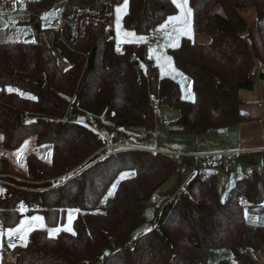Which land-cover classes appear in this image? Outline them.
<instances>
[{
	"label": "trees",
	"instance_id": "16d2710c",
	"mask_svg": "<svg viewBox=\"0 0 264 264\" xmlns=\"http://www.w3.org/2000/svg\"><path fill=\"white\" fill-rule=\"evenodd\" d=\"M121 2H29L33 31L42 32L39 14L46 10L60 12L61 31L50 28L48 43H0L2 148L16 149L31 135L37 146L51 148L49 165L28 155L23 175L0 158V174L20 179L13 181L18 189L6 187L0 197V229L7 232L35 214L45 218L47 228L56 227L68 210H79L72 222L75 234L61 231L49 238L46 229H35L26 246L12 248L15 264H205V250L220 248L232 257L218 264H255L248 253L264 260V225L251 227L243 220V208L264 204V164L238 179L225 201L217 193V176L201 170L178 193L183 179L172 157L145 147L109 154L101 150L100 132L89 127L94 121L112 143L129 140L131 132L147 140L155 122L149 95L158 110L179 112L171 131L180 134L201 136L238 124V93L253 90L255 68L264 76V0H188L193 31L204 40L182 39L170 55L192 81L193 102L182 100L174 80L160 77L143 45L175 13L172 0H128L123 28L139 41L128 44L114 40L113 9ZM249 9L262 56L250 41L244 14ZM9 87L18 91L10 93ZM122 171L133 174L101 205ZM174 176L177 189L152 203ZM21 204L26 211H19ZM148 204L154 212L146 221ZM145 224L150 230L138 232Z\"/></svg>",
	"mask_w": 264,
	"mask_h": 264
},
{
	"label": "rangeland",
	"instance_id": "374dc122",
	"mask_svg": "<svg viewBox=\"0 0 264 264\" xmlns=\"http://www.w3.org/2000/svg\"><path fill=\"white\" fill-rule=\"evenodd\" d=\"M34 1H36V0H4L6 6L8 5V9H10V10L23 8L25 6V4L27 5L28 2H34ZM122 4H123V2L115 5L114 9H113L114 40L116 41L117 44H128L130 40L126 39V37L124 36V33L130 32V31H127L123 28V17L125 16L126 13L121 15L120 32L119 33L117 32V26H116L115 9L117 8V6H121ZM173 5L175 8V13L171 16L180 15V10L175 6V4H173ZM188 7H189V4H188ZM126 12H127V10H126ZM56 15H57V11H54V10L42 11L39 14V18H40L39 25H40V29L42 30L41 33L43 34L42 38L44 39L41 41L46 42V43L52 41L53 37L50 40V36H48L46 34H50V32H51L49 30L50 25H51V22L55 19ZM44 17H47V18L45 19ZM169 17H167L163 23V25H164L167 22V26L165 28H163V30L167 29L170 26H174V31H172V35L166 39L165 43H163L164 45L162 46V49H160V50L158 49L161 46H159L157 48L158 54H156V57L157 56L170 57L171 58V67H169L167 64H164L163 61L158 63L156 57H153V52H151V51L147 52V57H148V60H152V63L157 67L160 77L170 78L178 84L182 100H184L186 102H193L195 96L193 93L192 81L184 73L177 70V68L175 67V64L173 62V59L170 55V51L179 47L182 39H185V40H188L191 42L197 41L198 37L194 33L193 26H192L193 25L192 24V15L190 17L191 38H189L188 35L180 34L177 31V29L179 27H181V25L178 23L174 24L173 22H169V20H168ZM254 21H255V16L254 15L252 16L250 13L248 15V18H247L248 27H249L251 38H252V39H250V41L251 42L253 41V44H254L255 49L257 51V47H256V45L258 44L257 34L253 30H251L255 26V25L253 26ZM130 33H132V32H130ZM134 36H132V38H134ZM38 39H40V38L36 35L35 40H34L35 43L40 41ZM173 44H175L177 46H172ZM156 52L157 51H155V53ZM161 64H164L163 68L161 67ZM60 66L62 68L65 65L62 64ZM141 66L144 67L143 62L141 64ZM173 68L175 69V71L172 70ZM256 80H258V76L256 77ZM262 82H264V81H262ZM67 116H69V114ZM178 118H179V112L177 110L169 108L167 106L162 107L161 109H159L157 111L156 115H154L155 122H154V128H153L151 136L148 137L147 140H144L140 136V134L136 135V133L131 132L130 133L131 137L129 138V140H127L125 142L122 141L125 145L128 146L126 148V150L145 147L148 150L154 149V150H158L159 152L166 153V154H178L181 152L198 151L197 149H200L203 147L206 148L208 146H211V142H213V139H217V137L215 135H210V134H214L213 133L214 131L213 132L210 131L208 133H205V137H204L205 139H202L201 141L199 139H197V137L195 135H186V134H180V133L171 131L174 128L173 122L175 120H177ZM91 123H92V125L95 126V129L97 130L98 127L94 123V121H91ZM166 123H167V125H165ZM168 124H170V125L168 126ZM176 129H177V127H176ZM99 132L102 134V136L107 137V135H105L102 131H99ZM140 132H142V131H140ZM221 137H225V136H221ZM101 150L106 151V150H104V147H102ZM106 152H108V151H106ZM45 155H46V157H48L49 153H46ZM181 160L184 162L185 166L186 165L189 166V164L190 165L193 164L192 159H190V158H181ZM263 164H264V154L263 153L244 154V155H241L240 158H238L234 163H230V165H229L230 171H224V169L222 167H209V168H204L201 171H202V174H204V175L213 174V175L217 176V193L219 195V199L221 201H225L228 194H229L230 189L234 186L235 182L238 179L249 177L250 173L253 170H258ZM122 173H126L128 175L121 178ZM132 174H133V172H129V171L120 172L118 177L107 188L105 194L103 195V197L100 200V204L102 205L104 203V202L102 203V201H105V197L107 196L108 191L110 189H112L113 184H116V187H117L118 183L121 180L130 177ZM180 175H181L183 182H184L185 176H188V175H185V176L182 174H180ZM11 177L12 178H4L3 180L8 181L9 186H13L14 189H18V186H15L13 181L14 182L20 181V179L18 178L19 176L16 175V176H11ZM177 179L178 178L176 176L170 178L157 191V193L155 194V199H156L157 203H159L161 200L165 199L170 193L174 192L177 189ZM186 182H187V180H186ZM0 189L4 190V191L0 192V196H4V194L6 192L5 188L0 187ZM115 189L113 190V193H114ZM182 191H183V186L181 183V186L177 190V192L180 193ZM154 204H156V203H154ZM68 212H69V210L67 211V213L65 215L64 222L59 226H63V225L67 224ZM72 212H73V219H74L76 217L77 212L75 210H72ZM153 212H154V206L152 204H148V207L145 210L144 215H143V217L145 218L146 221H149L152 219ZM245 213H247V215H245L244 220H245L246 224L248 223L247 225H250V226L264 225V217H263L264 204L262 206H259V207H251V208L247 207L245 209ZM32 216H37V215L35 214V215H31V216H25L21 220H24L26 218H30ZM38 216H40V215H38ZM250 220H252V221H250ZM36 229H38V228H36ZM149 229H150V225L145 224L138 230V232L147 231ZM64 232H67V231H64ZM13 236L17 237L19 245L24 244L19 239V237L17 235H13ZM248 255L255 262V264H264V260L262 259V257L260 255L253 254V253H248ZM231 257H232L231 253L228 249L208 250V251H206L205 264H218L219 261L231 262Z\"/></svg>",
	"mask_w": 264,
	"mask_h": 264
},
{
	"label": "crops",
	"instance_id": "0c3cea01",
	"mask_svg": "<svg viewBox=\"0 0 264 264\" xmlns=\"http://www.w3.org/2000/svg\"><path fill=\"white\" fill-rule=\"evenodd\" d=\"M250 13L252 16L253 15L255 16L254 11L252 9H249L246 10L244 13L246 18H248V15ZM29 19L30 18L26 4L23 8L14 9V10L8 9V5L6 6L5 11H2L0 9V43H10V42L33 43L32 41L35 40L36 35L40 38L38 40L40 41L44 40L42 38L43 34L41 32L37 33L30 28ZM254 25H255V21L253 26ZM170 27L172 31H174V26H170ZM251 30H253L256 33L255 26ZM46 35L50 36V40H51V38L53 37V32L51 31L50 34H46ZM197 37L198 38L196 42H200L204 40V38L201 36L197 35ZM257 38H258V44L256 45L257 51L259 55L262 56V48L258 35ZM126 39L130 40L129 43H139L138 39L135 38V36L134 38L126 37ZM163 45L164 44H162L161 47H159L158 49L159 50L162 49ZM156 51H157L156 53L155 51L153 52V57H156V54H158V50ZM254 74L255 77L258 76V80H256L253 90L240 91L238 93L239 99L242 101L241 121L238 124L233 125L229 128L223 130H217L214 132L212 131L214 134H210V135H215L217 139H213V142H211V146L197 149L198 151L181 152L182 154H216L223 151H240L241 154L237 157V159L244 154H256V153L264 154V82H262L264 81V76L262 74L260 67L255 68ZM195 136L200 141L202 139H205L204 138L205 134L201 136H197V135ZM221 136H225V137H221ZM26 141L28 142V144L25 147ZM21 148L24 149L23 152L19 156L15 155L16 153L19 152ZM46 153H49L48 157H46L45 155ZM28 155L35 156L42 163L46 165H49L51 162V148L47 146H37L36 137L34 135L25 138L20 143V145L13 150H4L2 148V139H0V158L1 157L4 158L12 167L14 172L17 173V175L18 174L23 175L26 173L27 170L26 158ZM186 158L192 159V163H194V159L192 157H186ZM228 171H230V169ZM187 175H188V179H187L188 181L194 175V173L187 171ZM4 178H12V177L8 175L0 174V187L3 188L9 187L8 181L3 180ZM246 208H243V220L245 219ZM251 227H256V226H251ZM16 240L17 237L12 236L11 238H9L7 236V232L4 231V236L2 240H0V245H2L0 246V264L16 263V258L12 253V247H9L10 243L19 245L18 240L17 241ZM23 245H19V246H23ZM220 249H227V248H220ZM208 250H212V249H206L205 254L206 251Z\"/></svg>",
	"mask_w": 264,
	"mask_h": 264
},
{
	"label": "built area",
	"instance_id": "2783aa9c",
	"mask_svg": "<svg viewBox=\"0 0 264 264\" xmlns=\"http://www.w3.org/2000/svg\"><path fill=\"white\" fill-rule=\"evenodd\" d=\"M0 9L2 11L6 10V4L4 0H0ZM60 21H61L60 12H57L55 19L51 22L50 28L53 29L54 31L60 32L61 31ZM171 34H172L171 28H167L165 30L163 29L156 30L151 36H149L148 39H146L143 42L144 48L146 49L147 52H149L150 50L151 52L156 51L157 48L161 46ZM131 57L132 59H137L136 54H132ZM144 66H146V62H144ZM148 102H149V107L151 111L153 112L154 115H156L158 111L157 99L154 96L149 95ZM88 123L89 121H85V124L88 125ZM165 125H167V123ZM89 127L99 132L98 130L95 129V126L92 125V123H90ZM100 135L101 137H103V140L101 142L104 147V150L108 151L109 154H113L121 150H126V148L128 147L122 141L118 143H112L108 140L107 137L102 136L101 133ZM135 150H146V149L135 148ZM153 152H159V151L154 150ZM159 153H162V152H159ZM163 154L172 157L174 159V163H175V166L177 167L178 173L183 174L185 176L187 175V171H190L191 173L195 174L197 170H202L204 168H209V167H222L224 171H228L230 163H234L237 157L241 154V152L240 151H223V152H219L216 154H182V153H178V154L163 153ZM186 157H192L194 159V163L190 166H187V165L185 166L181 158H186ZM187 179H188V176H185L183 183H185ZM152 203L157 204L155 197L152 199ZM129 251L130 252L134 251L133 245L129 246Z\"/></svg>",
	"mask_w": 264,
	"mask_h": 264
},
{
	"label": "snow or ice",
	"instance_id": "6c2138e0",
	"mask_svg": "<svg viewBox=\"0 0 264 264\" xmlns=\"http://www.w3.org/2000/svg\"><path fill=\"white\" fill-rule=\"evenodd\" d=\"M173 4H175V6L180 10V15L178 16H170L168 18L169 22H173L174 24H180L181 27H179L177 29V31L180 34H185L188 35L189 38H191V21H190V17L192 15V9L190 7H188V0H172ZM128 8V0H123V4L121 6H117V8L115 9L116 12V26H117V32H120V20H121V15L126 13V10ZM45 19L47 17H44ZM167 26V22L164 25H161V28H165ZM134 33H130V32H125L124 36L125 37H132L134 36ZM143 39V38H141ZM33 43H35V41H32ZM172 46H177L175 44H173ZM151 51V50H150ZM157 62L160 63L161 61L164 62V64H167L169 67H171V58L167 57V56H157L156 57ZM164 64H161V67H164ZM173 71H175V69H172ZM18 91L17 89H13L11 87L8 88V92H15ZM20 95H24V93H19ZM31 99H36L35 97H30ZM0 139H3L2 136H0ZM28 142H25V147L27 146ZM23 148H21L19 150L18 153H16L15 155L19 156L22 152H23ZM126 173H122L121 174V178L125 177ZM116 188V184L112 185V189H110L108 191L107 196L105 197V201L107 200L108 197L113 195V190ZM4 191L3 189H0V192ZM105 201H102L105 202ZM19 211L23 212L25 211V207L23 204H21ZM75 211H79L78 209ZM245 215H247V213H245ZM72 222H73V212L72 210H69L68 212V217H67V224L63 225V226H57V227H51V228H47L46 223H45V218L43 216H32L30 218H26L24 220H21L15 227H9L7 229V236L9 238H11L13 235H17L19 237V239L24 243V246H26V240H27V236L29 235L30 232H32L33 230H35L36 228L39 229H46L49 235V238H55L56 235L58 233H60L61 231H67V232H73L72 229ZM150 230V229H149ZM73 234H75L73 232ZM4 236V231L2 229H0V240H2ZM2 246V245H0ZM9 247L15 248L16 245L13 243L9 244Z\"/></svg>",
	"mask_w": 264,
	"mask_h": 264
},
{
	"label": "bare ground",
	"instance_id": "6f19581e",
	"mask_svg": "<svg viewBox=\"0 0 264 264\" xmlns=\"http://www.w3.org/2000/svg\"><path fill=\"white\" fill-rule=\"evenodd\" d=\"M171 28V27H170ZM88 121H90V120H88ZM91 122V121H90ZM180 174V173H179ZM183 175V174H182ZM186 183V182H185ZM185 183H182V186H183V188L185 189V187H186V185H185ZM183 189V190H184Z\"/></svg>",
	"mask_w": 264,
	"mask_h": 264
},
{
	"label": "water",
	"instance_id": "95a60500",
	"mask_svg": "<svg viewBox=\"0 0 264 264\" xmlns=\"http://www.w3.org/2000/svg\"><path fill=\"white\" fill-rule=\"evenodd\" d=\"M261 78H263V77H261ZM40 84H42V83H40Z\"/></svg>",
	"mask_w": 264,
	"mask_h": 264
}]
</instances>
